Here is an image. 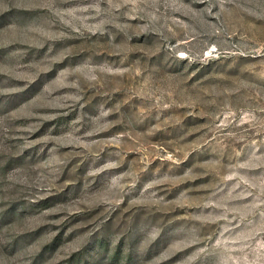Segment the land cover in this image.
Here are the masks:
<instances>
[{
    "label": "rangeland",
    "instance_id": "obj_1",
    "mask_svg": "<svg viewBox=\"0 0 264 264\" xmlns=\"http://www.w3.org/2000/svg\"><path fill=\"white\" fill-rule=\"evenodd\" d=\"M0 264H264V0H0Z\"/></svg>",
    "mask_w": 264,
    "mask_h": 264
}]
</instances>
